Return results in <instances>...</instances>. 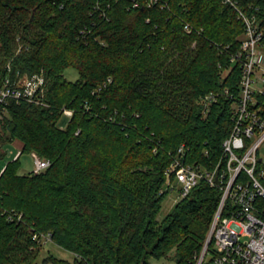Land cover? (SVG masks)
Masks as SVG:
<instances>
[{
	"label": "trees",
	"instance_id": "obj_1",
	"mask_svg": "<svg viewBox=\"0 0 264 264\" xmlns=\"http://www.w3.org/2000/svg\"><path fill=\"white\" fill-rule=\"evenodd\" d=\"M232 1L0 0V85L47 79L45 104L11 101L0 129L2 147L22 143L0 174V264H148L172 251L195 264L221 192L202 181L160 219L162 189L181 144L207 166L224 156L242 78L231 59L247 30L238 9L264 33V0ZM31 152L51 165L21 173ZM34 233L73 258L39 261Z\"/></svg>",
	"mask_w": 264,
	"mask_h": 264
},
{
	"label": "built area",
	"instance_id": "obj_2",
	"mask_svg": "<svg viewBox=\"0 0 264 264\" xmlns=\"http://www.w3.org/2000/svg\"><path fill=\"white\" fill-rule=\"evenodd\" d=\"M146 1L150 6L158 3V0ZM225 2L235 4L232 0ZM139 4L140 0H134L135 7ZM238 10L247 30L240 51L231 59L241 63L242 78L233 130L223 142L224 156L209 166L201 158L190 161V149L183 143L165 170L167 181L162 192L178 188L180 193L174 204L187 197L202 181L221 192L207 239L193 255L195 264H264V114L256 97L264 93V47L261 45L264 33L259 30L254 14ZM184 30L190 34L194 28L184 22ZM46 92L47 79L43 72L5 78L0 85V129L9 115L11 101L45 104ZM223 92L230 93L229 89ZM217 97L218 94L210 93L205 100L211 103ZM73 113L72 109H64L67 117ZM0 148H4L1 142ZM32 154L34 172H42L51 165L49 159L36 152ZM207 155L206 150L203 156ZM33 239L45 245L51 237L49 233H34Z\"/></svg>",
	"mask_w": 264,
	"mask_h": 264
},
{
	"label": "rangeland",
	"instance_id": "obj_3",
	"mask_svg": "<svg viewBox=\"0 0 264 264\" xmlns=\"http://www.w3.org/2000/svg\"><path fill=\"white\" fill-rule=\"evenodd\" d=\"M65 77L68 80L76 81L79 78V72L76 68L73 67L68 68L65 71ZM61 125H65V120H63ZM21 150H22V143L18 139L8 143L3 148L4 155L3 156L0 155V174L6 167L7 163L12 159H15L20 154ZM0 152H1V148H0ZM32 153L33 152L24 153L20 157L21 173L23 174L34 171L35 165H34V156ZM179 194L180 193L178 188L169 190L163 202L162 210L159 214L160 219H162L172 209L174 202L179 196ZM50 253H54L56 255H59V257H63V258H71V259L73 258L72 253L62 249L61 247L56 245L52 240H50L47 244H45L44 250L42 251L39 257V261H42V259L49 256ZM147 261L148 264H176V254L175 251H172L167 256L161 258L149 257Z\"/></svg>",
	"mask_w": 264,
	"mask_h": 264
}]
</instances>
